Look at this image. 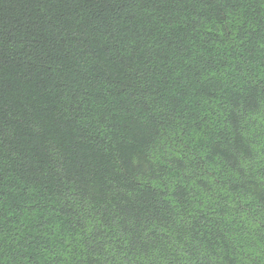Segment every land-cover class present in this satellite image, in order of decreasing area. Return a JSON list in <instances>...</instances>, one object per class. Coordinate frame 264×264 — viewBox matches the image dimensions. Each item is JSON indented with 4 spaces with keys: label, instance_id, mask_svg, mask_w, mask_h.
I'll list each match as a JSON object with an SVG mask.
<instances>
[{
    "label": "trees",
    "instance_id": "obj_1",
    "mask_svg": "<svg viewBox=\"0 0 264 264\" xmlns=\"http://www.w3.org/2000/svg\"><path fill=\"white\" fill-rule=\"evenodd\" d=\"M0 264H264V0H0Z\"/></svg>",
    "mask_w": 264,
    "mask_h": 264
}]
</instances>
